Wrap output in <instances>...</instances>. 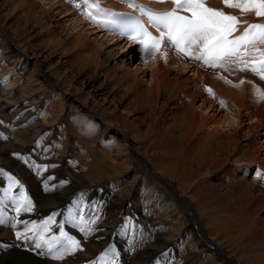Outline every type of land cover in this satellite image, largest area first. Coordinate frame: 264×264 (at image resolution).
<instances>
[{
  "label": "bare ground",
  "instance_id": "1",
  "mask_svg": "<svg viewBox=\"0 0 264 264\" xmlns=\"http://www.w3.org/2000/svg\"><path fill=\"white\" fill-rule=\"evenodd\" d=\"M11 1L15 9H21L41 29L49 26L46 18L55 13L54 20L59 17L58 24L61 22L59 25L62 31L67 32L66 36L74 52L88 53L90 50V57L85 59L90 68H98L103 53L109 57L112 52L118 54L119 48L123 49L119 56L126 65L120 63L123 65L120 67L124 69L126 66L125 76L134 83L125 84L114 80L113 91L129 89L134 94L126 96L129 102L123 104L129 109L122 111L117 99L113 102L105 98L97 99L103 97L101 88L95 99L89 96L84 103L81 102L77 97L81 93L78 87L73 89L63 75L53 70L47 58L29 50L9 25L0 23V37L5 42V46L0 42V74L6 86L10 87L0 92V97L6 99L3 102L0 99V116L4 117L3 123L13 127L10 136L0 132V165H4L0 168L11 171L8 172L9 176H4L5 181H0V202L11 210L3 223H0V264H201L198 263L201 260L203 264H223L215 253V250L223 248L211 235L224 234L228 237L240 219H234V216L240 212L243 213L241 226L245 233L244 244L251 251L249 259L263 264L264 249H256L254 246V240L261 233L254 218L256 212L264 210V184L254 177L256 172L250 176L251 169L244 167H264V80L247 69H241L243 63L239 60H230L223 67H212L192 57L183 56L169 46L160 52L148 50L146 61L139 62L135 51L125 48L121 38H116L109 25L91 24L78 7L83 1L98 3L110 10L125 9L131 7L132 0H35L41 15H37L29 0ZM144 1L161 7L175 6L173 0ZM204 3L206 6H217L240 20L243 17L247 20L237 25L233 33L264 20V16L257 17L254 10L241 12L239 8L226 7L224 0H204ZM51 31L47 30L48 35ZM53 34L52 31L51 38L43 41L47 47L51 48L56 43L55 50L68 51L69 48L61 43L60 35ZM256 47L264 52V44H257ZM114 55L111 58L115 60ZM32 63L38 67L28 77L39 88L48 89L46 92L52 98L50 104H46L47 107L41 111V117L26 107L31 98H24L28 94L23 86L13 90L16 85L21 86V72L28 74ZM146 70H149L151 78L148 85L140 88ZM190 72V76L181 79L183 73ZM171 73H174L175 78L168 77ZM210 88L214 94L204 95V90ZM163 93L170 99H183L182 113L167 128L159 122L154 123ZM219 100L224 106L218 107ZM79 106L90 111L92 118L99 120L108 135L112 134L111 137L120 130L122 142H111L103 146L100 145V139L80 132V128L75 130L65 126L58 136L56 146L53 140L56 136H52L48 137L51 140L45 139L46 144L44 141L34 148L40 159L34 162L31 150L38 135L52 123L66 122L63 117L67 108ZM129 112L139 115L134 117ZM144 113L151 116L153 121V125L147 129V140L142 146L144 151L152 153L150 159L140 155L139 150L142 149L135 144ZM244 118L248 122H244ZM30 121L34 122V130L15 126L19 122L23 124ZM232 163L244 166L240 167L243 179L241 175L235 176L230 167ZM48 166L53 177L48 178L41 187L35 181V176ZM63 167L69 171L65 178L61 177ZM128 167L130 170L126 171ZM104 172L108 174L106 180L103 178ZM217 172H223L225 179L232 183L227 186L230 191L236 185H242L248 190L238 196L232 191L225 195L214 185V174ZM114 174L119 176L114 177ZM110 175L113 178L109 179ZM101 180L113 189L123 187L117 193L102 185ZM91 181L96 183L93 185ZM141 187L144 191L143 208H138L141 202L135 204L133 201ZM18 191L21 194L15 198L14 194ZM153 195L163 200L172 196V203L179 207L180 212L189 213L195 219L201 217L204 227H201L202 230L198 228L196 236L206 244L199 246L194 242H186L188 240L181 244L180 240L186 232L182 228H175L173 219L169 222L160 221L145 207L151 205ZM132 205L139 220L156 232L154 237L140 247H127L126 242H122V245L117 238L119 234L120 237L126 233L131 234L133 219L128 214L130 211L126 210H130ZM2 214L0 211V216ZM9 214L13 215L11 222L7 219ZM86 215L88 218H85ZM37 219L43 223L39 229V221L35 224ZM78 221L89 224V234L81 235L83 232L80 229L73 233L72 229L77 227ZM166 223L173 227H166ZM38 231L39 235L34 238V233ZM60 231H64L63 235H68L67 232L69 235L76 234L72 240L80 235L87 244L80 237L77 240L81 247L70 246L71 239H68L58 248L56 244L62 236L58 240L56 237ZM126 238L131 240V237ZM88 242L95 244L98 249H91L89 255L85 256L82 248H90ZM46 252V257L42 255L45 257L42 259L40 255ZM203 256L212 259L206 260ZM219 256L227 262L234 259L231 253L224 252Z\"/></svg>",
  "mask_w": 264,
  "mask_h": 264
},
{
  "label": "rangeland",
  "instance_id": "2",
  "mask_svg": "<svg viewBox=\"0 0 264 264\" xmlns=\"http://www.w3.org/2000/svg\"><path fill=\"white\" fill-rule=\"evenodd\" d=\"M29 1H30L31 7L34 9V11L35 12L37 11L36 12L37 15H41L40 8L38 7V5H35V0H29ZM36 1H38V0H36ZM13 5L14 4L11 0H0V23H3L7 26L9 25L10 26L9 28H11V30H13L15 32V34H17L20 37L21 41L29 48V50L36 53L40 57L47 58L49 60V62L52 63L53 70L55 72L63 75L66 82L70 83L71 87L73 89H76L78 87V89L80 90L81 93L79 92L80 94H78L77 97H78V99H80L81 102L84 103V101L86 99H89V96H91L92 98L95 99L96 98L95 95L100 93L98 90H99V88H101V89H103L102 90L103 92H101V93H103V97H101V96L97 97L98 100L105 98L107 100H110V102H113L115 99H117V101L120 102V104H121V106H119L121 111L125 110V109H127V110L129 109V108H126L128 106H124L123 103L129 102V97H126V96H130V94L133 92L130 91L129 89L122 90V91H120V90H114L113 91V89L115 87L112 86V82L114 80L122 81L125 84L132 82V79H130L127 75L125 76V71L127 69L126 66H124V69L120 67L124 63L122 57L119 56L124 51L123 49L119 48L120 53L116 54V52H112V54L109 57L106 56L107 53H105V55L103 53L102 55H103V57L104 56L105 57L104 58L102 57V59L100 60V64H98V66H97L98 68H96V67L90 68V66H88V64H87V61L85 60V59L90 57V53H89L90 50H88V53L87 52H83V53H79V52L75 53L74 52V48H73L72 44L68 41V37L66 36L67 32L62 31V29L59 25L61 22L58 24L59 17L57 16L58 18H56V20H54L55 13L52 14L50 17L46 18L47 20H49V26L45 29H41L40 25H38L36 22H33L34 19L27 18L21 9H15ZM241 20L244 22L247 21L244 17ZM47 30H52L54 32V34L52 36L60 35V37L62 38V39L60 38V40L62 41L61 43L63 45H66L70 50L69 49H68V51L55 50L54 46L56 43H54V42H52L54 44L51 46V48L47 47L46 42L44 43L43 41L49 40L48 38H51L50 34L52 33V31H51V33H49V35H48ZM56 33H57V35H56ZM2 39L3 38L0 37V42L3 46H5V42ZM86 50H87V48H86ZM114 54H116L118 56H116ZM112 55H114V57L116 58L115 60L113 59V57L111 58ZM120 59H122V60H120ZM102 61H104V63ZM119 61H121V62H119ZM120 63H122V64H120ZM37 67H38L37 64L32 63L30 65V68H29V70H31V71L28 72V74H24V72H21L22 73L21 74L22 82L20 83L21 86L19 87V85H16L14 87V89L13 88L12 89L15 90L17 88V86H18V89H20L23 86L24 90L28 94V96H26L24 98H26V99L31 98V100H30L31 102H29L28 104L26 103V107L33 114H37V115L39 114L38 116L41 117V111L44 110L48 104H50V101H52V98L46 92V90H48V89L45 90L43 88H39V86H36L37 83L33 82L28 77V75L29 74L31 75ZM241 69H243L242 66H241ZM243 70L246 71L245 68ZM190 75H191V72L187 73V74L183 73L181 76V79H184L183 77L190 76ZM140 76H142V75H140ZM168 77L175 78V75H174V73H171L170 75H168ZM149 78H151V76H149V70H148L146 77L143 79V82H142L140 88H143V87H145V85L149 84V81H148ZM132 83H134V82H132ZM6 88H10V87L6 86L3 75H1L0 76V92H3V89H6ZM210 89H211V91H209V90L207 91V89H205L206 91L204 90V92L206 94L204 93V95H207V94L213 95L214 91L212 90V88H210ZM110 90H112V91H110ZM112 92H113V94H112L113 96H110ZM108 93H110V94H108ZM114 95H115V98H114ZM0 99L2 102L4 100H6L3 97L2 98L0 97ZM213 99H215V98H213ZM182 100L183 99L181 97H176V98L170 99V98H168V96L165 93H163V95H161L160 102L158 105L157 116L155 117L156 122H154V123L159 122L160 125H164V127H166V128L169 127L171 124V121L175 120L182 113V109H181V105L183 102ZM65 101L67 102V99ZM73 101H75V100H73ZM200 101L198 102V105L200 104ZM218 103H219L218 107L224 106V104L221 100H219ZM44 104H45V107H44ZM34 105H37V107L33 108ZM90 113L91 112L88 111L87 109L85 110V108L83 106H79V108L68 107L67 113L63 117V118H65L64 121L66 120L67 123L63 122V124L62 123L58 124L57 122H55V123H52L50 126H48L46 129H44V131L40 133L41 135L39 134L38 135L39 137L37 136L38 140H36V142H34L35 144H32L33 147L31 150V152H32V156H31L32 158L31 159L34 162H39L40 159H39V156L37 155V152H36L37 150H35L34 148L38 147V145H41L44 141L46 144L47 143V140H45L46 138H48V137L51 138L52 136H56L57 138L56 137L54 139L52 138L54 140V143H56V144H54L56 146L58 143L57 142L58 136H59V134H61V131L65 128V126L68 128L71 127L72 129H75V130L76 129L79 130V128H80V130H79L80 132H84L88 135L93 136L94 138L100 139V145H103V146L109 145V144H111V142L112 143L119 142V141L122 142L123 137L121 136L120 130H117V133H116V135H114V137H111L112 134H109L110 135L109 136L108 133L106 132L107 130L103 126V124H100L99 120L92 118V115ZM129 113L134 117H137L139 115V113H135V114L131 113V112H129ZM141 117H144V119H141L143 121V123L141 122V125L138 127L139 132L137 133V136L135 137V139H136L135 144L137 146H139L140 149H142V146L145 143V140H147V137H146L147 129L153 125V121H151V116L144 113V114H142ZM0 118H1L0 119V132L2 134H5L6 136H10V133H11V130L13 129V127H11V125H9L7 123H3L4 117L0 116ZM244 122H248V121H245V118H244ZM33 123L34 122H32V121L26 122L23 124L19 122V123L15 124V126L21 127V128L22 127L23 128H31V130H34L35 126ZM82 128H84V129H82ZM59 129H61V130H59ZM57 130H58V132L59 131L60 132L58 133ZM51 133H52V135H51ZM53 133H54V135H53ZM55 133H57V134L55 135ZM49 138H48V140H51ZM112 140H114V141H112ZM139 151H140V155L144 156L145 158H148V159L151 158L152 153H148V152L144 151L143 149L139 150ZM262 159L264 160V154H263ZM0 167H4V165H0ZM49 167L50 166L46 167L45 169H42V171L40 170V173L38 175L36 174L37 177L35 176V178H36L35 181L41 187L44 186L43 183L48 181L47 180L48 178H51V176L53 177V175L51 173H49L50 172L48 169ZM230 167L233 170L235 176L240 177V175H241L240 178L243 179V175H242V171L240 170V167H244V166L232 163L230 165ZM244 168H246L248 170L251 169L250 170L251 172L250 173L248 172L250 174V176L254 175L255 174L254 172H256L254 177L260 181L262 180L261 182L264 184V167H263V165H262V169L258 166H255V165L254 166H245ZM40 169H41V167H40ZM62 170H64V171H62L63 173L61 174V177L62 178L67 177L69 171H67V169L65 167H63ZM128 170H130L129 167L126 169V171H128ZM5 171L7 173H5ZM8 172L11 173V171L8 170L7 168H4V170L0 168V181H2V182L5 181L6 178L4 176H9L10 173H8ZM2 173H4L5 175ZM224 175L225 174L223 172H217L216 174H214V185L218 190H221L222 192L226 193L225 195L230 194V192L232 191V193H234L236 196H238V194H242L243 191L248 190L246 187L244 188L242 185H236L230 191L229 187H227V186L232 185V183H230L228 180H226ZM107 176H108L107 172H104L103 173L104 180L107 179ZM110 176H109V179L113 178L112 175H110ZM116 176H119V175L114 174V177H116ZM91 182H93L92 183L93 185L96 183V181L95 182L91 181ZM98 182H100V181H97V183ZM101 182H102V185L103 184L106 185L105 181L101 180ZM59 184L60 183H58L55 186L58 187ZM106 186H107V188H110L111 190H114V191L116 190L115 192H117V193L123 187V186H119V187L113 189L112 187H110L108 185H106ZM143 192L144 191L141 187L138 190L136 197L134 198V201H133L135 204H139V202H141L140 205L138 206V208H143V203H142L143 202V200H142L143 199ZM18 193H20V191H18L14 194L15 198L19 197ZM172 201H173L172 196H168L167 200L166 199L163 200L160 197H156L153 195L151 205L145 206V207L148 208L150 210V212L152 213V215L156 216L160 221L165 220L164 222H169L170 219L171 220L173 219L174 227L177 229L182 228V230L186 232V234H184L182 240H180L181 244H183V242L185 240H188L186 242H190V243L194 242L199 246L206 244L202 238L196 236L198 233V228L201 229V227H204V223H203V220L201 219V217L200 218L198 217L197 219H195L189 213H184L182 211L180 212L179 207H176V204H173ZM26 202H27V200L24 201V203H26ZM245 204L246 203H244V205ZM194 206H195V203H194ZM0 209H1L0 211L3 212L2 216H0V219H2V221H4L6 214L8 212H11V210L9 211L2 203L0 204ZM126 211L131 212V213L129 212L128 214L133 219V226L131 228V234L132 235L129 233H126V235H123L124 238L122 239L123 236L120 237L121 234H119V236H117V238L119 237V239L121 241H119L118 243L122 244V242L123 243L126 242L125 245H128L127 247H140L142 244H145V242L147 243L152 238V236L154 237L156 232L148 229V224H144L141 220H139V217L135 213L136 209L134 208L133 205L131 206L130 210H128V208H127ZM12 214H14V213H12ZM11 216L12 215L7 216L8 222H11V220H12L10 218ZM85 218H88V215H86ZM238 218H240L239 221L236 224H234V228L230 232V235L228 237H226L224 234L211 235L214 238V241L216 243H218L219 246H221L223 248L224 252L229 253V254L231 253L233 255L232 258H234V259H232L230 262H227L225 259L220 258L219 254L224 253L222 249L219 251L215 250L216 257L219 260L221 259V262L223 264H257V263L252 262L251 259H249L251 251L248 250L246 243L244 244L245 233H244L243 228L241 226V223L243 220V213L242 212H240L239 214L237 213V215L234 216V219H238ZM40 220L41 219H37L35 221V224L38 223V221H39L38 229H39L40 225H43L42 220H41V222H40ZM254 223L256 224V227H258L261 231L260 237L258 239L254 240V246L256 249H261L262 247H263L262 249H264V210H261V211H258L255 213ZM86 224L87 223H85V222L83 224L80 221H78L77 227L72 229L74 231L73 233H75L76 230L80 229L79 231L83 232L81 235L89 234L90 227H89V224H87V225ZM167 225L168 226H166V227H173L170 224H167ZM81 226H82V228H81ZM142 227H143V229H142ZM147 229L149 232L147 231ZM203 229L206 233L209 234V232L207 230H205V228H203ZM63 232L64 231H60L57 234L56 240L59 239L58 238L59 235H63ZM164 232H167V231L164 230ZM73 233H71V235H72L71 236V235H69V232H67L69 240L71 239L70 246L72 245L74 247H77V245H79L78 247H81V245L79 244V240H77V238L79 239L81 236L77 235V236H75L76 239L72 240L74 235H76ZM135 233H137V234L135 235ZM38 235H39V231H38ZM37 236H35V233H34V238H36ZM126 236L131 237V240H130V238L127 239ZM81 238H82L81 241L86 242V244H87V241L85 240V238H83V237H81ZM134 242H135V244H134ZM88 244H89L90 248H88V249L85 247L82 248V253L85 256L89 255L88 253H90V252H88V251H91V249L92 250L98 249L95 244H93L91 242H88ZM4 251L6 252L7 250L4 249ZM263 253H264V251H263ZM45 254H47V252L41 254L40 256L42 257V255H45ZM209 254H208V256H209ZM37 256L40 257L38 254H37ZM45 257H46V255H45ZM45 257H42V259H44ZM205 257L206 256H203V258H205ZM222 257H223V255H222ZM205 259L211 260L212 258H209V259L205 258ZM54 260H56V257H54ZM198 263L203 264V261L201 260ZM260 264H262V263H260Z\"/></svg>",
  "mask_w": 264,
  "mask_h": 264
},
{
  "label": "snow or ice",
  "instance_id": "3",
  "mask_svg": "<svg viewBox=\"0 0 264 264\" xmlns=\"http://www.w3.org/2000/svg\"><path fill=\"white\" fill-rule=\"evenodd\" d=\"M173 3L175 7L168 11L148 12L150 22L164 30L159 38L153 37L139 22L134 25V31L147 37L142 41L146 47L158 49L161 42L167 40L179 54L212 67H223L228 61L239 58L245 68L264 79V52L256 47L264 44V24H250L241 35L233 37L237 25L244 23L238 17L208 7L204 0H173ZM224 4L241 12L254 10L257 17L264 16V0H224ZM91 7L104 11L95 2ZM177 9L190 15L179 14Z\"/></svg>",
  "mask_w": 264,
  "mask_h": 264
}]
</instances>
